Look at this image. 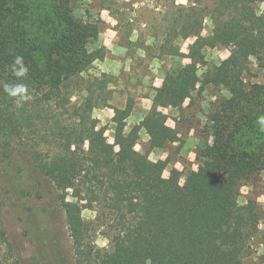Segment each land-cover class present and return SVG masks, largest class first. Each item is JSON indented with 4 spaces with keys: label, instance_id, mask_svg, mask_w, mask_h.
<instances>
[{
    "label": "trees",
    "instance_id": "trees-1",
    "mask_svg": "<svg viewBox=\"0 0 264 264\" xmlns=\"http://www.w3.org/2000/svg\"><path fill=\"white\" fill-rule=\"evenodd\" d=\"M78 1L45 0V8L36 10L29 0H0V157L22 170L24 155H14L13 143L24 145L28 130L36 135L24 153L56 189L74 264H244L252 240H264L258 199L239 203L245 182L264 170V81L246 78L252 59L264 71V0L170 2L152 13L145 25L154 43L143 40L139 30V37L128 38L124 46L132 57L136 46L146 57L162 60L165 77L151 109L129 130L132 101L124 108L110 102L109 86L117 77L83 75L107 57L108 49H89L100 28L74 17ZM104 8L119 12L111 3ZM158 15L163 22L155 25ZM207 17L214 27L205 36ZM179 38L193 39L188 53ZM217 46L227 47L229 56L199 75V66L207 64L205 48ZM17 56L28 69L23 78L12 72ZM173 58L190 62L168 67L165 61ZM16 83L27 86L30 99L5 93L4 84ZM205 86L223 87L230 95L210 114V137L197 153L201 163L181 183L180 170L172 168L165 176L168 161H152L136 146L143 129L151 149L180 142L162 108L181 109ZM76 91L79 97L72 101ZM103 107L115 111L113 142L106 125L93 116ZM84 209L94 210L95 217L86 219ZM97 232L107 237V247L95 243ZM7 241L0 225V243Z\"/></svg>",
    "mask_w": 264,
    "mask_h": 264
},
{
    "label": "rangeland",
    "instance_id": "rangeland-1",
    "mask_svg": "<svg viewBox=\"0 0 264 264\" xmlns=\"http://www.w3.org/2000/svg\"><path fill=\"white\" fill-rule=\"evenodd\" d=\"M80 0L76 2L73 11L74 17L97 23L100 28L99 36L89 44L93 50L105 45L108 49L104 60H97L83 75H99L102 72L117 77L109 87L113 89L111 103L115 107L124 108L130 99L133 103L132 114L127 119V130L141 121L151 109L155 89L162 85L165 77L164 63L158 58L146 57L145 51L131 47V53L124 44L128 38L136 40L141 37L147 43H154L150 36L152 29L146 27L154 15L164 11L165 5L170 2L188 4L190 0ZM197 1V0H195ZM202 4L209 3L202 0ZM36 7L45 8V0H29ZM108 3L113 4L115 15L104 8ZM41 9V10H42ZM154 10V12H153ZM161 16L155 21L160 25ZM203 35L212 34L213 22L210 17L205 19ZM131 28H136L131 31ZM103 42H102V41ZM189 39H177L182 52L188 53ZM207 64L199 66L198 73L203 76L211 66L220 64L230 54L224 46L207 47L204 50ZM190 62L187 58H173L165 61L168 67ZM252 74L247 75V82H263L264 71L258 68L254 59L250 65ZM255 75V76H253ZM79 92L76 91L72 101H77ZM230 94L223 87L205 86L204 90L194 92L192 99H187L181 109L162 108L168 115V125L175 127L180 135V142L167 144L162 149H151L150 137L141 130L136 149L148 152L152 161L167 160L168 167L165 176L172 168L182 172L181 183L191 169H197L201 160L197 153L204 140L210 137V114L216 108L219 100ZM93 116L106 125L105 132L110 142L114 141L115 111L109 107L96 108ZM36 135L28 132L24 135V145L14 148V155L21 156L22 170L7 164L0 157V225L6 229L8 241L0 243V261L2 264H74L73 242L69 235L63 208L56 198V189L53 183L40 173L31 161L30 154L24 153ZM249 197L258 199L264 209V170L257 178L245 182L239 196V203L245 204ZM83 216L91 220L96 212L90 209L82 211ZM260 229L264 231V220ZM95 243L99 247H107L109 240L100 232L94 234ZM252 254L244 259V264H264V240L259 237L252 240ZM133 264H138L134 262Z\"/></svg>",
    "mask_w": 264,
    "mask_h": 264
},
{
    "label": "clouds",
    "instance_id": "clouds-1",
    "mask_svg": "<svg viewBox=\"0 0 264 264\" xmlns=\"http://www.w3.org/2000/svg\"><path fill=\"white\" fill-rule=\"evenodd\" d=\"M12 72L18 78H23L26 76L28 69L24 66L23 57L17 56L14 59L12 65ZM4 91L5 93L10 96L17 98L18 101H25L30 99L28 95L27 86L23 83H16V84H4ZM264 122V121H262Z\"/></svg>",
    "mask_w": 264,
    "mask_h": 264
},
{
    "label": "crops",
    "instance_id": "crops-1",
    "mask_svg": "<svg viewBox=\"0 0 264 264\" xmlns=\"http://www.w3.org/2000/svg\"><path fill=\"white\" fill-rule=\"evenodd\" d=\"M102 41V40H101ZM108 41V40H107ZM107 41H105V46H106V43H107ZM103 42V41H102ZM108 44V43H107ZM140 121H138L137 123H139Z\"/></svg>",
    "mask_w": 264,
    "mask_h": 264
}]
</instances>
